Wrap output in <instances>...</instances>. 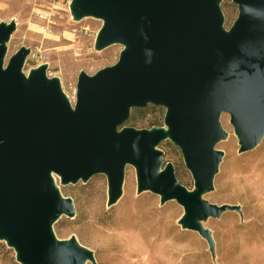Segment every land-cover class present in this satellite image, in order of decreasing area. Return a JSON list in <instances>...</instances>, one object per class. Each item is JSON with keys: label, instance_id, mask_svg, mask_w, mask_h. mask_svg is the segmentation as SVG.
<instances>
[{"label": "water", "instance_id": "1", "mask_svg": "<svg viewBox=\"0 0 264 264\" xmlns=\"http://www.w3.org/2000/svg\"><path fill=\"white\" fill-rule=\"evenodd\" d=\"M231 1L237 16L225 28L221 0H71L75 19L102 21L96 50L122 46L114 65L78 74L74 106L45 66L24 74L27 49L4 63L15 24L0 23V241L19 264H94L90 250L53 233L61 215H74L54 176L67 185L103 174L110 206L127 165L137 193L174 200L181 228L213 250L201 222L226 210L240 214L203 199L222 157L216 144L226 137L219 118L229 116L239 152L264 135V0ZM149 104L165 109V127L124 125L132 108ZM166 140L179 149L192 190L163 162Z\"/></svg>", "mask_w": 264, "mask_h": 264}, {"label": "rangeland", "instance_id": "2", "mask_svg": "<svg viewBox=\"0 0 264 264\" xmlns=\"http://www.w3.org/2000/svg\"><path fill=\"white\" fill-rule=\"evenodd\" d=\"M70 2L0 0V23L15 24L5 43L4 63L21 47L27 49L24 74L45 66L46 77L58 80L62 93L74 106L78 74L91 76L114 65L122 46L96 50L94 43L102 21L75 19ZM220 7L223 25L228 28L237 16V7L231 0H221ZM164 113L163 107L150 104L132 108L130 123L127 120L124 125L134 129L165 127ZM219 123L226 137L215 148L222 157L213 189L203 199L215 206H237L240 214L226 210L218 218L201 222L211 234L212 251L197 232L181 228L183 209L174 200L161 204L156 194L137 193L135 171L130 165L125 167L121 195L110 206L103 174L67 185L54 176L61 195L69 198L74 208L72 217L61 215L53 224L55 237L62 241L74 238L92 252L94 264H264V135L253 149L239 152L229 116L221 114ZM159 149L163 162L173 165L178 182L192 190L193 180L179 149L167 140ZM0 264H19L4 241H0Z\"/></svg>", "mask_w": 264, "mask_h": 264}, {"label": "bare ground", "instance_id": "3", "mask_svg": "<svg viewBox=\"0 0 264 264\" xmlns=\"http://www.w3.org/2000/svg\"><path fill=\"white\" fill-rule=\"evenodd\" d=\"M41 18H43V17L41 16ZM69 102H70V101H69ZM262 194H263V193H262ZM258 197L260 198V196H259V195H258ZM259 198H258V199H259ZM260 199H261V198H260Z\"/></svg>", "mask_w": 264, "mask_h": 264}, {"label": "trees", "instance_id": "4", "mask_svg": "<svg viewBox=\"0 0 264 264\" xmlns=\"http://www.w3.org/2000/svg\"><path fill=\"white\" fill-rule=\"evenodd\" d=\"M127 123H130V120H128Z\"/></svg>", "mask_w": 264, "mask_h": 264}]
</instances>
